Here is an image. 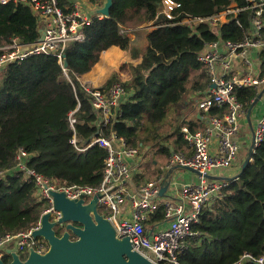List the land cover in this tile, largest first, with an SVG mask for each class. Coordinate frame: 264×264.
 Returning a JSON list of instances; mask_svg holds the SVG:
<instances>
[{"label":"trees","instance_id":"16d2710c","mask_svg":"<svg viewBox=\"0 0 264 264\" xmlns=\"http://www.w3.org/2000/svg\"><path fill=\"white\" fill-rule=\"evenodd\" d=\"M173 1L180 7L170 22L158 14L161 0H113L108 17L92 19L83 28L84 39L67 45L66 73L70 82L57 59L49 55L30 56L2 68L0 236L28 231L37 224L44 210L34 197L33 182L15 168V156L20 148L29 155L27 167L44 178L93 188L100 184L106 151L94 145L80 153L70 143L73 132L68 125V114L77 102L80 107L74 116L79 146H85L93 137L114 133L128 146L149 147L148 151L156 148L164 157L171 148L179 152L186 148L181 128L186 126L190 132L196 131L191 123L182 122L169 135L172 147L162 144L166 136L160 130L170 107L193 92L202 95L207 91L208 78L197 57L218 37L206 23L190 28L180 22L213 16L230 3L243 7L248 0ZM238 19L243 28L248 26L246 14ZM147 22L164 26L150 32L140 62L130 65L129 80L120 81L113 73L101 87L107 90L119 83L125 95L112 112L115 117L102 126L77 77L88 73L101 53L111 47L137 57L139 54L129 36L119 31L121 27L133 28ZM243 28L235 26L232 19L222 26L221 39L238 42ZM39 31L38 17L28 6L0 5V47L9 44L12 38L23 44L34 43L39 39ZM261 34L264 39V28ZM259 59L260 76L264 77V49ZM236 94L247 109L257 96L252 89H240ZM218 111L213 108L209 114ZM238 174L236 179L227 181L220 197L203 209L199 222L192 225V232L199 236L186 241L179 255L181 264H234L245 253L254 258L264 256V141L254 148L250 162ZM141 178L135 181L138 183ZM152 221H163L162 208Z\"/></svg>","mask_w":264,"mask_h":264},{"label":"built area","instance_id":"2783aa9c","mask_svg":"<svg viewBox=\"0 0 264 264\" xmlns=\"http://www.w3.org/2000/svg\"><path fill=\"white\" fill-rule=\"evenodd\" d=\"M105 0H89L93 8H101ZM22 3L28 6L38 17L43 38L31 44H23L17 38L0 47V71L10 63L20 62L27 57L39 54L55 57L62 67L65 78L70 82L66 68H63L67 45L84 39L83 28L95 17L102 19L100 14H85L81 3L73 2L70 6L61 5V0H0V5ZM180 4L173 0H161L158 14L172 22L174 12ZM264 0H248L247 5L237 7L230 3L225 10L206 18H186L180 22L193 28L195 24L206 23L214 29L218 39L207 44L198 55L208 78L205 96L197 103V108L203 114L204 126L200 130L190 132L186 126L181 128L183 139L190 153L171 149L167 155L165 170L174 167L191 168L198 176V183L187 184L181 188L177 199H171L168 193L174 183L171 178L158 174L150 181L138 184L136 178H141L139 161L141 146L131 147L123 138L110 133L108 137H93L85 146H79L76 137L75 113L80 104L68 114V125L73 132L70 143L83 153L94 145L106 151L103 161L102 179L97 187L66 185L56 180L44 178L27 167L29 155L19 149L15 156V168L22 172L35 187L34 197L41 202L44 210L40 216L49 214L51 223L57 222L61 213L54 208L51 192L62 193L70 201L83 200L88 204L93 197L98 196L96 208L113 228L117 239L128 238L132 251L143 256L152 264H181L179 255L185 248L186 241L199 236L193 233L192 225L199 222L203 209L218 199L227 185V181L219 178L218 173L230 169L237 158L238 148L235 136L239 130V121L247 114V108L236 94L240 89H252L259 93L264 87V77L255 65L254 57L264 49L262 29L264 23ZM246 14L248 26H242L239 15ZM234 20L235 26L243 28L238 42L221 39V28ZM153 30L156 27L151 22ZM174 24V23H172ZM166 25V24H165ZM128 28L121 27L120 34L128 35ZM90 98V104L98 114L102 126L114 118L113 110L124 99V89L117 83L107 90L83 86ZM213 108L219 111L211 115ZM254 148L264 141V114L260 115L253 129ZM213 140L216 146L212 147ZM254 150V149H253ZM145 151V150H144ZM3 174L0 173V176ZM167 190L160 196V190L165 183ZM162 208L163 221L153 222L152 219ZM37 224L26 232L16 235L0 236V259L7 255L5 248H17L16 254H29L30 250L44 254L48 250L47 243L42 239H34L32 233L39 229ZM55 226L53 229H60ZM264 264V256L254 258L243 254L234 264Z\"/></svg>","mask_w":264,"mask_h":264},{"label":"water","instance_id":"95a60500","mask_svg":"<svg viewBox=\"0 0 264 264\" xmlns=\"http://www.w3.org/2000/svg\"><path fill=\"white\" fill-rule=\"evenodd\" d=\"M112 2L113 0H105L103 6L95 10L94 14L108 17ZM43 35L40 30L39 41L42 40ZM63 68H67L66 59L63 61ZM263 93L264 87L247 109V119L262 99ZM253 149L254 139L252 138L248 156L240 172L250 162ZM185 168L197 174L193 169ZM239 174L232 178H225V180L236 179ZM169 177L167 175L166 179ZM167 187L166 182L160 190V196L165 193ZM50 195L54 208L61 213V217L57 222L51 223L49 214L42 215L39 229L32 233L34 239H42L47 243L48 250L44 254L30 250L26 260L22 262L16 254V247L5 248V253L11 258L8 264H152L132 251L128 238L117 239L115 237L112 226L97 211L98 196L93 197L88 204H83V200L70 201L62 193L51 192ZM57 225H66L61 237H58L53 229ZM70 234L74 237L73 239L70 238ZM0 264L5 263L0 259Z\"/></svg>","mask_w":264,"mask_h":264},{"label":"crops","instance_id":"0c3cea01","mask_svg":"<svg viewBox=\"0 0 264 264\" xmlns=\"http://www.w3.org/2000/svg\"><path fill=\"white\" fill-rule=\"evenodd\" d=\"M88 1L89 0H61V5L68 7L73 2H79L81 3L82 11L85 14L90 12L93 16V13L95 10H97V8H93L88 3ZM127 30L129 31L128 36L131 40V45L136 50V53H138L139 55L135 58H132L129 53L119 49L118 47H111L107 49L106 51L101 53L99 61L92 67V69L88 73L77 77V80L82 86L100 88L106 83V81L113 73H116L117 79H119L120 81H127L130 79V65H136L140 62L141 55L147 47L148 36L150 32H152L153 27L151 22H147L137 27L128 28ZM254 61L255 65L261 70V62L259 56L254 57ZM205 94L206 91L202 95L193 92L186 96L182 103H184L185 108H187L190 102L192 100H195L194 102L197 108L198 101H200V99H202ZM197 110L198 111L194 112L189 119L185 118L186 116H188L187 111H181V116L182 121L184 120L185 122H189L194 126L195 130H200L203 128L205 123L203 121V114L198 108ZM262 114H264V99H261L255 106V108L252 110L249 119H247V117L245 116L239 121V130L234 138L238 148L237 158L235 159V162L233 163L230 169H226L225 171L218 173L220 175L218 176L219 178L224 180L225 178H232L236 176L241 170L242 164L248 156L250 144L253 138V129L256 119ZM215 146L216 140H213L212 147L214 148ZM144 150L148 151L150 149L144 148ZM181 152L190 153V150L186 146V148H184V150ZM164 159L165 160L163 164H165L166 166L168 161L167 156L164 157ZM152 163L154 166L158 164L155 160H153ZM166 172V174L170 176L172 182L174 183V186L171 187L167 196L171 199L178 198L181 188L183 186L187 184L198 183L199 181L198 176L195 173L187 170L186 168L174 167L169 171L167 170Z\"/></svg>","mask_w":264,"mask_h":264},{"label":"rangeland","instance_id":"374dc122","mask_svg":"<svg viewBox=\"0 0 264 264\" xmlns=\"http://www.w3.org/2000/svg\"><path fill=\"white\" fill-rule=\"evenodd\" d=\"M262 88L259 89V92L262 90ZM262 99H264V93ZM194 101L195 100H192L187 108H185L184 103H182L183 101L178 103V105L169 108L165 119L166 123L160 130V134L166 136L165 139L162 140L163 145L168 144L170 146L172 137L168 138L169 135L172 134V132L176 129L178 125L184 122V120L182 121L181 111H187L188 116L185 117L186 119H189L194 112L198 111ZM144 148L140 150V154L138 157L139 161L141 162L140 169L143 173V177L138 182V184L150 181L158 174H162L165 177L167 176V172L164 168L165 164H163L165 160L164 157L159 156L160 154L157 153L156 148L152 149V151H144ZM153 160L158 163L156 166L153 165ZM98 212L104 215L101 210H98ZM56 230L58 231L59 229ZM19 258L21 259V261H23L26 258V254L20 253Z\"/></svg>","mask_w":264,"mask_h":264},{"label":"flooded vegetation","instance_id":"af4514ba","mask_svg":"<svg viewBox=\"0 0 264 264\" xmlns=\"http://www.w3.org/2000/svg\"><path fill=\"white\" fill-rule=\"evenodd\" d=\"M65 226L66 225H63L58 231H55L56 235L58 237H61L63 235V233L65 232ZM70 238L73 239L74 237L70 234ZM17 256L19 257V254H17ZM7 258V260H4V258ZM27 258V257H26ZM26 258L22 261L24 262L26 260ZM20 259V258H19ZM21 260V259H20ZM5 264H8L10 261H11V258L9 255H6L3 257V260H2Z\"/></svg>","mask_w":264,"mask_h":264}]
</instances>
